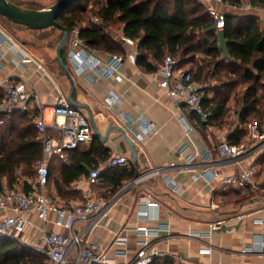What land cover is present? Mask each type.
Masks as SVG:
<instances>
[{
	"label": "crops",
	"instance_id": "obj_1",
	"mask_svg": "<svg viewBox=\"0 0 264 264\" xmlns=\"http://www.w3.org/2000/svg\"><path fill=\"white\" fill-rule=\"evenodd\" d=\"M16 1L23 6L42 9L56 0ZM201 1L208 9L216 8L232 14H255L264 22L263 9L247 11L230 7L219 0ZM242 1L244 4L250 0ZM30 3L40 5H27ZM121 25V30L115 35L110 31L113 25L107 30L122 41L123 51L115 53L125 56V62L118 72L121 79L106 78L100 71L91 68L82 71L70 54L69 45L65 55L66 64L75 80L74 100L91 110L102 135L106 134L110 124L127 131L138 147L140 168L136 167L130 147L121 132L112 130L105 142L96 136L100 143L110 149V158L99 161L103 164L100 180L92 183L87 175L65 185L60 175L67 161L62 155L53 156L50 161L52 176L49 195L66 208L88 199H101L109 203L105 219L97 224L78 221L74 231L83 232L90 240L106 248L107 256L113 260L112 264H128L135 258L139 241L143 238L138 232L140 227L166 226H169L170 231H161L160 236L153 238V241L163 254L162 257H169L175 264H264V197H257L247 187L224 182L227 176L244 168H252L257 181L264 186V150L231 159L220 158L215 154L214 164L201 162L199 156L207 151L216 153L224 140L234 142L238 139L239 143L235 145L237 150L250 147L254 142V139L250 140L252 132L242 130L239 138L234 136L239 124L235 114L226 117L223 124H203L185 105L178 109L174 99L159 85L157 72L161 63L152 58L158 67L153 72L138 65L136 42L124 38ZM16 28L23 33L38 31ZM0 38L3 40V46L0 47V80H24L29 88H37L44 108L35 107L29 114L36 116L35 122L38 117L43 118L51 130L56 121L53 112L55 95L59 91L69 95V79L65 73L62 78L56 76L46 60L40 58L27 44L12 37L1 24ZM219 42L225 56L227 48L223 31L220 32ZM112 54L100 51L103 61L109 60ZM187 67L181 66L191 69ZM112 96L116 101L110 103ZM77 108L89 117L86 108ZM58 119L63 121V117ZM146 123L151 124L150 130H145ZM138 134L141 136L138 137ZM88 146L82 145L80 150ZM123 155L128 158L127 164L108 167L112 158ZM191 158L194 161L189 163ZM132 168L136 174L139 170V179L135 180V175L134 179L125 181L124 186L114 192L112 181L115 178L112 175ZM205 168H209L210 172L204 175ZM155 169L163 170L157 174L154 173ZM56 179L61 181L59 186L55 184ZM25 180V177L18 178L10 186L8 180L2 178L0 188L26 192ZM28 183L32 184L33 181L28 179ZM144 195L159 205L147 209L142 199ZM254 199L258 200L253 202ZM6 216L7 212L0 208V222ZM26 218L29 225L25 233L17 238L33 248L41 249L46 232H71L56 224L55 215L44 221L36 212H31ZM218 220L223 221V226L210 233V224ZM117 236L126 238L125 246L115 243ZM245 249L250 250L245 252ZM120 250L126 251V254H120Z\"/></svg>",
	"mask_w": 264,
	"mask_h": 264
},
{
	"label": "trees",
	"instance_id": "obj_2",
	"mask_svg": "<svg viewBox=\"0 0 264 264\" xmlns=\"http://www.w3.org/2000/svg\"><path fill=\"white\" fill-rule=\"evenodd\" d=\"M223 2L238 7L243 4L242 0ZM250 2L264 10V0ZM93 17H99L101 21L95 24ZM225 21L223 34L227 54L224 56L215 19L201 0H82L58 18V22L70 32L78 26L88 47L114 54L123 51L122 41L107 30L115 22H120L124 38L138 42L136 61L146 71L158 70L152 58L161 66L167 55L177 57L179 67L196 64L190 69L193 81L208 85L203 88L204 105L211 113L208 124H223L226 117L235 114L239 124L234 136L238 137L242 130H248L254 123L264 128V22L260 16L250 13H226ZM65 55L64 49L63 57L67 63ZM212 78L216 79L218 86L210 87L208 80ZM241 85L247 86L240 96H236L238 109L232 111L231 94ZM34 117V114L17 112L0 126V180L6 178L12 186L18 178L25 177L26 192L32 189L28 179L35 180L44 158V143ZM229 142L235 146L239 140ZM80 148L67 150L63 155L69 159L68 164H63L60 175L65 185L89 175L99 166V161L110 158V149L96 136L87 148ZM135 175L134 168L115 172L112 175L115 178L113 191H118ZM51 176L50 166L48 187ZM60 180L56 179L55 184L59 186ZM0 264H48V257L42 249L27 246L17 237H0ZM152 264L175 262L169 257H159Z\"/></svg>",
	"mask_w": 264,
	"mask_h": 264
},
{
	"label": "built area",
	"instance_id": "obj_3",
	"mask_svg": "<svg viewBox=\"0 0 264 264\" xmlns=\"http://www.w3.org/2000/svg\"><path fill=\"white\" fill-rule=\"evenodd\" d=\"M223 2V0H219ZM224 3V2H223ZM233 8L243 10L258 9L249 1L242 6L229 5ZM215 19V29L221 32L225 29L226 13L216 8L210 9ZM93 23L101 21L99 17L92 18ZM5 37L6 35L3 34ZM127 41H133L126 39ZM136 42L135 55H139L138 42ZM69 47L71 56L78 62L79 68L83 71L91 68L100 71L106 78L121 79L118 75L119 69L125 62L122 54H112L109 60L103 61L100 57V50L88 47L80 35V28L77 26L70 32ZM3 40L0 38V47ZM25 60V59H24ZM23 60V62H24ZM1 65V64H0ZM41 68H43L41 66ZM159 85L174 99L178 109L185 105L194 113L199 121L208 124L211 113L204 105L205 91L203 88L208 85H199L193 81L191 70L183 69L177 65V60L172 55H167L158 72ZM2 96L0 98V126L6 124L7 118L17 112H26L37 108H44L37 88H29L24 80H0ZM116 101L115 97H110L109 102ZM53 112L56 121L52 129L43 118L36 119V128L44 143V158L40 162L32 189L24 192L18 189L0 188V208L7 212V216L0 222V237H19L23 235L29 225L26 215L36 212L40 219L46 221L51 215L56 216V224L62 226L70 233L50 231L46 232L43 238L41 249L48 257V264H112L113 260L107 256V249L100 244L93 242L85 236L83 232H75L76 222L99 223L108 216L107 207L109 203L101 199H88L76 204L71 208H66L57 203L48 192V181L50 177V161L54 155H64L67 150L90 144L95 136L93 126L88 115L81 109L75 107L69 101L68 95L59 91L55 95ZM63 117V121H59ZM151 124L146 123L145 130H150ZM253 144L241 150L232 145L228 140L222 141L217 152L207 151L199 156L201 162L212 165L216 162V155L220 158H236L254 151L264 150V128L257 123L251 126ZM141 136L138 134V137ZM65 161H69L64 156ZM194 158L189 160V163ZM128 163L126 156L114 157L110 160L108 167L114 168ZM102 163L97 168L90 171L89 180L92 183L101 178ZM163 169H155L154 173L159 174ZM210 169L205 168V174ZM21 174V172H19ZM224 182L229 185L239 184L247 187L257 197H264V186L260 185L255 177L252 168H244L238 172L227 176ZM143 203L146 208L157 207L159 204L147 196H143ZM147 216V212L144 213ZM223 221L218 220L210 224V233L221 229ZM161 231H170L169 226L163 227H140L138 232L143 236L139 241V249L135 258L128 264H152L156 258L162 257L158 247L154 244L153 238H158ZM117 245L125 246L126 238L117 236ZM250 249H245L248 252ZM120 254L126 251L120 250Z\"/></svg>",
	"mask_w": 264,
	"mask_h": 264
},
{
	"label": "water",
	"instance_id": "obj_4",
	"mask_svg": "<svg viewBox=\"0 0 264 264\" xmlns=\"http://www.w3.org/2000/svg\"><path fill=\"white\" fill-rule=\"evenodd\" d=\"M82 0H56L52 5L47 8L34 9L21 5L16 0H0V17H4L13 23L16 27L24 30H46L49 28H57L62 31L63 36L56 48V58L60 64L65 75L69 79L71 89L68 95L69 101L75 107L86 108L89 112L90 121L92 123L95 136L100 138L103 142L107 141L112 130L121 132L126 142L128 143L133 161L136 167L140 168L139 150L134 140L127 134V131L119 126L110 124L105 135H102L98 126L95 123L94 116L89 108L83 104H79L74 100L75 93V80L73 74L66 64L63 57V50L68 45L70 38V31L58 22L59 16L65 13L70 8L76 6ZM140 172L137 171L135 180L139 179ZM133 183V182H132ZM120 195V194H119ZM118 195V196H119ZM117 196V197H118ZM258 199H254L257 201Z\"/></svg>",
	"mask_w": 264,
	"mask_h": 264
},
{
	"label": "rangeland",
	"instance_id": "obj_5",
	"mask_svg": "<svg viewBox=\"0 0 264 264\" xmlns=\"http://www.w3.org/2000/svg\"><path fill=\"white\" fill-rule=\"evenodd\" d=\"M27 5H31L34 7L40 5L39 3H30ZM27 7V6H26ZM0 24L2 27H4V29L15 39H17L19 42L21 43H25L27 44L40 58L46 60L47 63H49L50 66V70L59 78L63 77V71L57 61L56 58V48L57 45L59 44L60 40L62 39L63 33L62 31L55 29V28H51V29H47V30H40V31H27L26 33L20 32L19 29H17L15 27V25L13 23H10L9 21H7L6 19L0 17ZM121 23L120 22H115L113 24V30L112 34H116L117 31L121 30ZM69 45V44H68ZM68 45L65 48V51H68ZM176 60H178L177 57H175ZM196 63L198 62V59L195 61ZM196 64L194 63H188L186 64V66L193 68L195 67ZM187 67V68H188ZM189 69V68H188ZM193 72V71H192ZM210 87H215L218 86L219 83L216 81V79L212 78L208 80ZM247 85H241L238 86L236 89L233 90L232 92V99H231V110L233 111V109H238V105H237V99L236 96L237 95H241V93H243V91L245 90ZM213 92V91H212ZM211 94H214V92ZM248 130L251 131V128H248ZM249 131V134H251V132ZM253 138L251 137L250 140H252Z\"/></svg>",
	"mask_w": 264,
	"mask_h": 264
}]
</instances>
